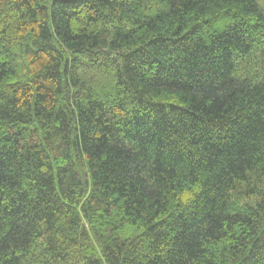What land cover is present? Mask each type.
Segmentation results:
<instances>
[{
  "label": "trees",
  "instance_id": "1",
  "mask_svg": "<svg viewBox=\"0 0 264 264\" xmlns=\"http://www.w3.org/2000/svg\"><path fill=\"white\" fill-rule=\"evenodd\" d=\"M0 264H264V0H0Z\"/></svg>",
  "mask_w": 264,
  "mask_h": 264
}]
</instances>
